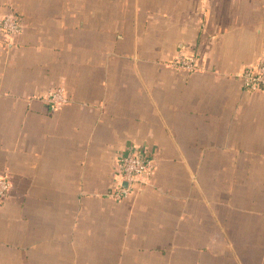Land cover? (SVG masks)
<instances>
[{"label":"crops","instance_id":"0c3cea01","mask_svg":"<svg viewBox=\"0 0 264 264\" xmlns=\"http://www.w3.org/2000/svg\"><path fill=\"white\" fill-rule=\"evenodd\" d=\"M263 54L264 0H0V264H264Z\"/></svg>","mask_w":264,"mask_h":264},{"label":"built area","instance_id":"2783aa9c","mask_svg":"<svg viewBox=\"0 0 264 264\" xmlns=\"http://www.w3.org/2000/svg\"><path fill=\"white\" fill-rule=\"evenodd\" d=\"M21 28V20L18 15H6L1 24L5 34L16 33ZM180 67H195L193 61L186 59L176 61ZM239 76L244 86L249 90H264V54L251 67H247ZM52 107L66 101L63 91L60 89L50 93L47 97ZM155 171V160L153 157L141 152L131 151L123 154L119 160L118 183L111 191V196L122 198L127 196L135 184L149 183ZM10 182L6 178H0V201L7 195Z\"/></svg>","mask_w":264,"mask_h":264}]
</instances>
